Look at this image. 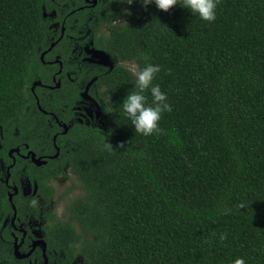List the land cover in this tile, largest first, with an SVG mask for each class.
I'll return each mask as SVG.
<instances>
[{
  "label": "trees",
  "instance_id": "16d2710c",
  "mask_svg": "<svg viewBox=\"0 0 264 264\" xmlns=\"http://www.w3.org/2000/svg\"><path fill=\"white\" fill-rule=\"evenodd\" d=\"M49 5L0 0V223L14 214L12 204L21 220L48 208L52 180L70 171L82 193L66 206L69 218L46 217L48 264H73L78 255L86 264H228L236 256L264 264V0H218L212 22L179 3L167 11L142 0L96 6V48L138 66L144 53L161 66L153 82L172 110L159 121L165 132L152 136L136 133L123 115L133 78L121 63L94 80L104 125L76 121L81 96L73 83L32 91L36 81L52 83L57 68L41 59L56 38ZM64 38L55 48L63 60ZM60 123L70 125L66 133ZM41 132L51 138H39ZM54 143L57 156L25 165L38 188L23 196L27 161L13 164L8 149L25 151L28 144L56 154ZM2 160L13 164L10 187ZM14 185L20 191L11 202ZM3 258L2 264H29L15 252Z\"/></svg>",
  "mask_w": 264,
  "mask_h": 264
},
{
  "label": "flooded vegetation",
  "instance_id": "af4514ba",
  "mask_svg": "<svg viewBox=\"0 0 264 264\" xmlns=\"http://www.w3.org/2000/svg\"><path fill=\"white\" fill-rule=\"evenodd\" d=\"M51 1V12L58 14L56 16L57 18V22L56 25H53V21H52V26L54 27V31H55V35L56 38L53 39L51 41V46L49 49L45 50L44 52H42L41 54V59L43 62H48L50 64H57V68L56 70L53 72L52 75V83L49 84H43L42 82L40 84H38L39 81H36L34 83H36V85H32L31 89L32 91H35L37 86H45L46 88L50 89V90H56V89H60L64 82L68 83H73L76 86V89L79 90V95L81 96V98L79 100L76 101L75 106L73 107V109L75 110V119L76 121H80V122H87L90 123L89 118H88V114H84L79 112L76 108L77 106H79L82 103V98L84 95V92L90 90V86H84V84H86V81H90V83L92 84L91 80L96 79V76L98 73L100 72H108V71H94L93 68H90L88 65H84L83 63H81V60H78L76 62L73 63L76 64L75 66L72 65V55L70 53H72L75 48L80 47L79 44H83V43H79V42H74L76 39L74 37V32L76 30H78L81 27H88V34H87V38L90 39L89 42H87L92 48L94 49H98L94 46V37H95V28L99 27V23H98V18L94 16V9L96 8V6H98L100 3L106 1V0H50ZM60 17V18H59ZM55 18V20H56ZM94 20L96 22H94ZM74 27V28H73ZM75 29L73 32L72 30ZM103 28H100V30H98V34L101 33V30ZM66 38V42L61 46V49H63V51L65 53H67L68 57L63 60L62 59V53L60 52L59 48L55 49L56 47H58L61 44V40L63 38ZM64 38V39H65ZM77 41V40H76ZM100 50V49H99ZM49 54L48 57H50L48 60H45L46 55ZM76 57V56H75ZM65 66L67 68V70L65 71V74H63L64 70H65ZM70 71L72 73H70ZM95 73V75L93 76V73ZM69 77V78H68ZM70 78L72 80H70ZM69 79V80H68ZM95 89V97L100 100L102 102V100L97 96V91L95 88V85L92 86L91 90ZM94 92V91H93ZM52 94L50 93V96ZM37 98V104H38V108L40 110H43L40 101ZM46 112V111H44ZM53 118L56 119V121L58 122L59 119L57 118V115H53ZM68 124L65 123H60V127L63 129L61 131V133H66L67 130L69 129ZM4 137V136H2ZM53 139L56 140L57 139V135L53 136ZM2 143V142H1ZM55 144V143H54ZM26 150L22 151L21 148L19 146L17 147H11L8 149V155L9 157H11L13 164L16 163L18 161V159H23L27 162H34L36 163L33 159H32V154H29L31 151H33L36 155V157H42V159H45L46 162L49 158L51 157H55L59 154V148L58 146H56L55 144V148L57 150L56 154H48L45 153V155L43 154H39V156H37L38 154L34 151V150H30L28 144L25 145ZM10 153H12L10 155ZM18 156V157H17ZM8 162V174H7V178L5 179L6 184L10 187V177H11V172L10 169L12 168L13 164H10L9 161ZM38 164V163H36ZM44 164V163H43ZM40 165V164H38ZM3 171V169H2ZM30 188L27 187L25 188L22 183H21V178H20V184H21V192L23 196H33L34 192L37 190L36 187L34 186L35 183H32L30 181ZM16 187V190H15ZM35 187V190H34ZM13 191L11 192L14 195L19 193V188L18 186L14 185L12 187ZM34 191V192H32ZM10 215L5 219V221L9 220ZM4 222V221H3ZM20 222V224L18 223ZM9 229H8V236L10 238V235L12 237V240L14 241V252H15V245H19V250L22 254H27L28 252H30V255L26 256V257H22V258H28L29 260V264H48L49 260L47 257V242H46V246H43L40 243H36V245L34 246L35 242L39 239H44V234H41L40 236L36 234V236H33V239L30 240L29 235L31 233H29V229H27V227L24 226V224H22L21 219L16 215L12 216L11 218V223L8 225ZM37 250L40 251L39 255H34ZM34 255V256H33ZM35 257V258H32ZM40 257L44 258L45 261L44 263H40L41 259H39ZM40 261V262H39ZM75 262V260H74ZM73 262V264H74Z\"/></svg>",
  "mask_w": 264,
  "mask_h": 264
},
{
  "label": "rangeland",
  "instance_id": "374dc122",
  "mask_svg": "<svg viewBox=\"0 0 264 264\" xmlns=\"http://www.w3.org/2000/svg\"><path fill=\"white\" fill-rule=\"evenodd\" d=\"M51 6L52 5H49L48 12L46 9L45 13L53 17V23H54L53 25H56V22L58 21L56 16L59 13L56 14V13L51 12ZM94 22L96 21L94 20ZM74 30L75 29H73L72 32ZM87 34H88V27H81L74 32V37L77 40V41L75 40L74 42L75 43L79 42L83 44H79L80 47L75 48V50L72 53H70L72 55V65L74 62L81 60V63H83L86 66L88 65L90 68H93L94 71L96 70L97 71H100V70L109 71L114 67L116 63H121L128 68L134 65V63L131 61H119L118 59L112 57L110 54H108L107 52L103 50L92 48L87 43L90 41V39L86 37ZM53 39H54V36H53ZM76 64H74L73 66H75ZM70 73L72 75L73 71L72 72L70 71ZM95 73L96 72L93 73V76L95 75ZM70 80L72 79L70 78ZM91 82L92 84L90 83V81L89 82L86 81V84H84L85 87L89 85L90 90L88 91L87 89V91L84 92V95L82 98L83 101L79 106H77L76 109L81 113H84L86 115L88 114L87 116L89 118L90 124L104 125L105 118H106L105 106L103 102H101L95 97V94H94L95 89L91 90L92 86L94 85L93 79L91 80ZM37 131L39 132V130H35V132ZM3 132L5 133V131H3V129L0 127V149L2 147V143H1L2 136H4ZM14 133L18 134L19 130H15ZM37 136L39 138L40 137H43V138L50 137L51 138V135H49L48 133L43 134L42 132L37 134ZM11 154L12 153H10V155ZM40 154H43V153H40ZM43 155H45V153ZM37 156H39V154ZM27 163L28 162L24 163V167L20 172V178H21L22 185L25 188L27 187L30 188V184H31L30 180L25 174V165ZM7 165H8V162L5 160H2L3 177L5 179L7 178V174H8ZM52 184L56 189V194L54 195L52 199V203L49 205V207L48 208L41 207L38 212H32V211H30L29 213L26 212L24 213V219L21 220L22 224H24V226L27 227V229H29V233H31L29 235L30 240L33 239V236H36V234L39 236L41 234H44L42 228L49 223V221L46 218L48 215L50 216L51 214H55L57 217L69 218V216L66 214V206L69 204V202L73 198L81 195L82 193L79 180L75 176H73L70 173V171H65L64 175H61L53 179ZM34 186L37 189L38 183H35ZM35 187H34V190H35ZM35 192L33 193L34 195H35ZM39 202L42 205L44 201L40 200ZM12 216L9 217L8 221H4L0 223V264L5 262V259L3 258L4 252L5 253L14 252V241L12 240L11 235H10V238L8 236V229H9L8 225L11 223ZM18 223L20 224V222ZM39 254H40V251L37 250V252L34 255H39ZM50 255L53 256V253L49 252V256ZM54 255L55 256L58 255L57 252H55ZM59 257H61V255H59L58 258ZM74 264H86V261L81 255H78L75 258Z\"/></svg>",
  "mask_w": 264,
  "mask_h": 264
},
{
  "label": "clouds",
  "instance_id": "9594fccd",
  "mask_svg": "<svg viewBox=\"0 0 264 264\" xmlns=\"http://www.w3.org/2000/svg\"><path fill=\"white\" fill-rule=\"evenodd\" d=\"M127 3H132V0H127ZM142 3L145 6L154 3L157 8L164 11L179 3L190 10L193 16L212 22L216 18L218 0H182V3L178 0H142ZM139 59L143 61V66L134 64L127 69L133 78L132 90L127 91L120 103L122 112L136 133L143 136L161 135L165 132L159 124L161 116L172 110L167 94L161 90L158 83L153 82L156 74L161 71V66L148 62L144 53H140ZM146 92L151 96L150 102L145 95ZM224 238L221 234L220 239ZM228 264H246V262L243 257L236 256L229 260Z\"/></svg>",
  "mask_w": 264,
  "mask_h": 264
},
{
  "label": "water",
  "instance_id": "95a60500",
  "mask_svg": "<svg viewBox=\"0 0 264 264\" xmlns=\"http://www.w3.org/2000/svg\"><path fill=\"white\" fill-rule=\"evenodd\" d=\"M41 81L38 82V84H40ZM34 85H36V83H34ZM29 154H32V159L38 163V164H43V163H46V160L45 159H42V157H36L35 153L33 151H31ZM15 190H16V187H15ZM9 200L12 202L13 201V194L12 193H9ZM12 207H13V210H14V216H16L17 214V210H16V206L15 204H12ZM36 243H40L42 244L43 246H46V242L44 239H39L35 242L34 246L36 245ZM15 255L16 257L18 258H22V257H26L28 255H30V252H28L27 254H22L19 250V245H15Z\"/></svg>",
  "mask_w": 264,
  "mask_h": 264
}]
</instances>
